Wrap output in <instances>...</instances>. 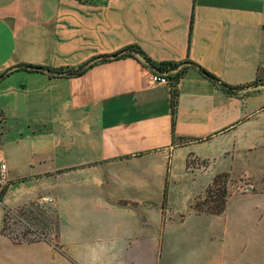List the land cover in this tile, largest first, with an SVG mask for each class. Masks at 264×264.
Here are the masks:
<instances>
[{
  "label": "crops",
  "instance_id": "0c3cea01",
  "mask_svg": "<svg viewBox=\"0 0 264 264\" xmlns=\"http://www.w3.org/2000/svg\"><path fill=\"white\" fill-rule=\"evenodd\" d=\"M127 45L247 84L264 67V0H0V264H264L263 192L230 194L219 214L191 206L229 149L253 146L262 86L226 94L189 66L172 129L170 85L136 53L77 76L22 68ZM30 200L57 214L53 242L3 229L4 206Z\"/></svg>",
  "mask_w": 264,
  "mask_h": 264
},
{
  "label": "rangeland",
  "instance_id": "374dc122",
  "mask_svg": "<svg viewBox=\"0 0 264 264\" xmlns=\"http://www.w3.org/2000/svg\"><path fill=\"white\" fill-rule=\"evenodd\" d=\"M261 73L263 82L258 85L264 88V70ZM261 109L264 111V105ZM248 124L249 129L251 127L260 129L259 134L247 135L248 142L252 143L253 146L242 150L229 149L224 160L216 166L219 171L215 174H227L225 178L223 177L226 179L227 199L230 194L235 193H264V112L259 118L254 119V122ZM208 165H210V161L198 160L193 161L188 166L193 170L205 169ZM3 180H0V189L5 187L6 191L7 183ZM221 187L222 182L220 181L215 186L213 194L217 195L218 189ZM204 193L205 190L192 202V209L197 201L202 208L207 206L201 204ZM3 218H5L6 232L23 241L34 239V241L48 240L53 242L57 236L55 234L59 228V220L56 218L54 210L42 201L30 200L12 208L4 206L2 221ZM54 245L56 246L55 242Z\"/></svg>",
  "mask_w": 264,
  "mask_h": 264
},
{
  "label": "trees",
  "instance_id": "16d2710c",
  "mask_svg": "<svg viewBox=\"0 0 264 264\" xmlns=\"http://www.w3.org/2000/svg\"><path fill=\"white\" fill-rule=\"evenodd\" d=\"M78 1L80 3H87V4H95L99 2V0H78ZM192 21H193V15H191V19L189 23V34L192 28ZM135 53L141 56L143 64H145L153 73L164 74L170 82L169 85H170V94H171L170 104H171V113H172V122H171L172 129H173V124H174L175 107L177 103V99H176L177 84L179 82V79L185 74L187 67L189 66L195 67L204 77L209 79L214 85H216V87H218L220 90H222L226 94H234L240 89H243L248 86H253V85L256 86L263 82V80L261 79L262 78L261 72L264 70V67L257 68L255 78L251 82L247 84H243V85H230L220 80L217 76H215L208 70L200 67L199 65L191 61L189 58L183 61L156 62L152 60L150 57H148L137 45H127L126 47L114 53L103 54V55L92 57L75 68L52 69V68H48L45 66H39V65H23L22 68H26L27 70H30V71H45L50 76H77V75L82 74L89 66L96 64L98 62L117 59L125 55H134ZM226 176H227L226 173L215 174L212 177V180L210 181V183L206 186L204 197L202 198V201H201V204L203 205L206 204L207 206L205 208H202L198 204L199 201H197L193 205V209H195L198 212H204V213H210V214L221 213L225 209L226 202H227L228 193H227V188H226V179H224ZM220 181L222 182V187L218 189L219 191L218 194L214 195L213 190ZM165 193H166V188L164 191V196H165ZM4 194H5V187L4 188L2 187L0 189V201L2 200ZM55 215H56V218H58L56 213ZM4 219L5 218H3L2 226H3V229L6 230V227L4 225ZM57 231H56L55 236L57 235ZM27 241L28 242L34 241V239H28Z\"/></svg>",
  "mask_w": 264,
  "mask_h": 264
},
{
  "label": "built area",
  "instance_id": "2783aa9c",
  "mask_svg": "<svg viewBox=\"0 0 264 264\" xmlns=\"http://www.w3.org/2000/svg\"><path fill=\"white\" fill-rule=\"evenodd\" d=\"M152 79L154 80V81H158V82H160V83H164V84H168L169 85V80L167 79V77L164 75V74H159V73H153L152 72ZM4 167H5V165L4 164H1L0 165V169H1V171H0V180H3L4 179V174H3V172H4Z\"/></svg>",
  "mask_w": 264,
  "mask_h": 264
}]
</instances>
